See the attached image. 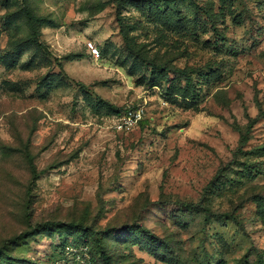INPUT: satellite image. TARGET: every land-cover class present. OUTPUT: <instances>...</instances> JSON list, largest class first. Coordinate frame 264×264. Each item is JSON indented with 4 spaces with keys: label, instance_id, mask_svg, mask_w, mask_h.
Segmentation results:
<instances>
[{
    "label": "rangeland",
    "instance_id": "1",
    "mask_svg": "<svg viewBox=\"0 0 264 264\" xmlns=\"http://www.w3.org/2000/svg\"><path fill=\"white\" fill-rule=\"evenodd\" d=\"M102 254L264 263V0H0V264Z\"/></svg>",
    "mask_w": 264,
    "mask_h": 264
},
{
    "label": "built area",
    "instance_id": "2",
    "mask_svg": "<svg viewBox=\"0 0 264 264\" xmlns=\"http://www.w3.org/2000/svg\"><path fill=\"white\" fill-rule=\"evenodd\" d=\"M85 48L91 58H94V59L98 58L99 56L98 49L92 42L86 43ZM139 118H140V115L138 112L127 113V120L129 121V123H131L132 121H137Z\"/></svg>",
    "mask_w": 264,
    "mask_h": 264
},
{
    "label": "trees",
    "instance_id": "3",
    "mask_svg": "<svg viewBox=\"0 0 264 264\" xmlns=\"http://www.w3.org/2000/svg\"><path fill=\"white\" fill-rule=\"evenodd\" d=\"M27 20H28V23L31 26V28L34 29V24H35L34 19L31 18L30 15H27ZM27 195L30 196V191L28 192ZM27 210H28V205H27ZM28 213H29V211H27V219L29 220V214ZM102 261L105 264H109L108 261H107V258L104 256V254H102ZM261 264H264V263H261Z\"/></svg>",
    "mask_w": 264,
    "mask_h": 264
}]
</instances>
